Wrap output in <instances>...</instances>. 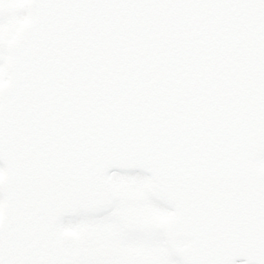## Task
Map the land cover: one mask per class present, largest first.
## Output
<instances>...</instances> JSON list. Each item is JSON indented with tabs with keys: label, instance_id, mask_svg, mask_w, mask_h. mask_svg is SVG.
Segmentation results:
<instances>
[{
	"label": "water",
	"instance_id": "95a60500",
	"mask_svg": "<svg viewBox=\"0 0 264 264\" xmlns=\"http://www.w3.org/2000/svg\"><path fill=\"white\" fill-rule=\"evenodd\" d=\"M27 4L0 86V264L48 244L79 264L63 222L111 210L112 171L150 176L184 264H264V0Z\"/></svg>",
	"mask_w": 264,
	"mask_h": 264
},
{
	"label": "flooded vegetation",
	"instance_id": "af4514ba",
	"mask_svg": "<svg viewBox=\"0 0 264 264\" xmlns=\"http://www.w3.org/2000/svg\"><path fill=\"white\" fill-rule=\"evenodd\" d=\"M27 8V0H0V85L6 78L8 45L27 18ZM110 178L116 195L110 211L68 218L63 223L64 230L77 238L79 264H184L182 242L168 222L173 212L155 199L149 176L120 171L111 173ZM57 246L48 244L28 256L19 248L12 262L61 264Z\"/></svg>",
	"mask_w": 264,
	"mask_h": 264
}]
</instances>
